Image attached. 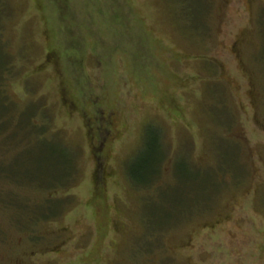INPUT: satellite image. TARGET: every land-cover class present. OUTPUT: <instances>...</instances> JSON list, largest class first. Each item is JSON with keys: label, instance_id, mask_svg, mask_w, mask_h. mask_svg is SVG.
Instances as JSON below:
<instances>
[{"label": "rangeland", "instance_id": "374dc122", "mask_svg": "<svg viewBox=\"0 0 264 264\" xmlns=\"http://www.w3.org/2000/svg\"><path fill=\"white\" fill-rule=\"evenodd\" d=\"M1 54L76 158L0 135V264H264V0H0Z\"/></svg>", "mask_w": 264, "mask_h": 264}, {"label": "trees", "instance_id": "16d2710c", "mask_svg": "<svg viewBox=\"0 0 264 264\" xmlns=\"http://www.w3.org/2000/svg\"><path fill=\"white\" fill-rule=\"evenodd\" d=\"M2 57V63L3 66L0 68V79L2 76V72L9 67L8 63L9 61L5 60L7 59V57L5 58L4 55L1 54ZM0 105H2L3 107H6L8 109L9 107V101H8V96L7 93H3L2 88L0 89ZM40 107V106H39ZM37 107V108H39ZM36 112V111H35ZM34 112V113H35ZM51 123H0V135L4 134L6 135V141L4 143H8L9 145L12 144L11 140H16L15 144L21 140H18L19 137H21L22 135H24L22 138H39L38 140H35V142L37 141V143H39L38 149H37V153L40 152V155H46V153L48 154V156H55V151L54 148L52 147L53 145L57 146H61L63 147L66 151V147L65 145L61 142V140H55V132L56 131H51L49 130V125ZM49 132H51V134L49 135ZM41 143H43V147L41 149ZM47 145V152L44 153V146ZM28 149L23 150L22 152H20L18 154V156H21L22 153H24L25 151H28ZM63 150V149H62ZM65 150H63L67 156V159H64V162L66 164V166L64 167L63 170L59 171L57 173V171L55 170H50L51 171V181H49L48 183L53 184L54 186H58L56 183L57 182H63L61 180L66 179L65 181L68 180V178L70 177L69 173L73 168H74V162H75V158L76 155L74 154V157L72 155H70L68 153V151L66 152ZM29 151H33L32 149H30ZM46 156V157H48ZM50 157V158H52ZM165 159V158H164ZM2 161H5V159L0 156V178L1 176H6L7 178H9L10 180H19V181H24L26 183H30L32 184L34 181L38 182V180L36 179H26L24 178V174L27 172L28 169L26 168H22L24 167L23 165H19L17 160H14V162L11 163V165L14 166H10L9 169L7 167H4L2 165ZM46 159H39V164L38 167H36V169L40 168H46L43 165L45 164ZM48 161V159H47ZM46 161V162H47ZM163 161V160H162ZM161 160L159 162H162ZM34 163V160L31 158L30 159V166ZM42 170V169H41ZM54 191L56 190L55 188L53 189ZM53 195V194H51ZM50 195V196H51ZM38 213L40 212V208H37Z\"/></svg>", "mask_w": 264, "mask_h": 264}]
</instances>
